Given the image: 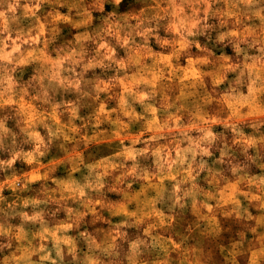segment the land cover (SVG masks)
<instances>
[{"label":"clouds","instance_id":"clouds-1","mask_svg":"<svg viewBox=\"0 0 264 264\" xmlns=\"http://www.w3.org/2000/svg\"><path fill=\"white\" fill-rule=\"evenodd\" d=\"M0 264H264V0H0Z\"/></svg>","mask_w":264,"mask_h":264}]
</instances>
